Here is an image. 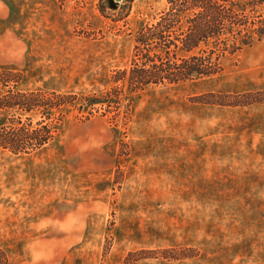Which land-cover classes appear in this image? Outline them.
Here are the masks:
<instances>
[{
    "label": "rangeland",
    "instance_id": "374dc122",
    "mask_svg": "<svg viewBox=\"0 0 264 264\" xmlns=\"http://www.w3.org/2000/svg\"><path fill=\"white\" fill-rule=\"evenodd\" d=\"M166 5L0 0V69L23 89L103 96ZM260 91L264 39L220 75L139 93L129 119L67 106L50 144L0 155L9 264H264V103H218Z\"/></svg>",
    "mask_w": 264,
    "mask_h": 264
},
{
    "label": "trees",
    "instance_id": "16d2710c",
    "mask_svg": "<svg viewBox=\"0 0 264 264\" xmlns=\"http://www.w3.org/2000/svg\"><path fill=\"white\" fill-rule=\"evenodd\" d=\"M166 2L152 20L138 23L130 65L112 71V86L103 96H86L82 102L74 93L23 89L22 72L0 69V155H29L50 144L66 122L67 106L77 102L78 111L88 114L99 102L111 113L124 105L129 119L139 93L220 75L228 59L264 39V0ZM220 96L221 105L264 103V91L237 94L233 100ZM0 264H9L2 247Z\"/></svg>",
    "mask_w": 264,
    "mask_h": 264
}]
</instances>
